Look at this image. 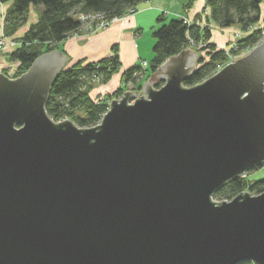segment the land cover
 Listing matches in <instances>:
<instances>
[{
    "label": "water",
    "instance_id": "1",
    "mask_svg": "<svg viewBox=\"0 0 264 264\" xmlns=\"http://www.w3.org/2000/svg\"><path fill=\"white\" fill-rule=\"evenodd\" d=\"M196 57L170 58L149 100L124 92L90 129L44 109L60 53L0 74V264H264V192L210 200L264 165V41L183 88Z\"/></svg>",
    "mask_w": 264,
    "mask_h": 264
},
{
    "label": "trees",
    "instance_id": "2",
    "mask_svg": "<svg viewBox=\"0 0 264 264\" xmlns=\"http://www.w3.org/2000/svg\"><path fill=\"white\" fill-rule=\"evenodd\" d=\"M9 1L11 7L2 27L5 38L13 39L17 31L26 25L30 7L41 10L37 22L31 24L20 39H13L17 41V45L12 46L14 48L8 54L11 62L19 64L20 71H16L19 77L39 57L50 51L54 52L71 33L78 32L80 23L77 15L80 13L87 15L90 12H102L108 18L120 17L143 0H0V4ZM193 1L189 0L185 9L190 7ZM263 2L264 0H206L209 11L207 19L214 25L222 29L238 25L242 32L247 33V36L237 40V49L231 53L246 51L263 42L264 28L257 26L261 20ZM157 21L161 26L152 32V59L147 68L150 74H155L170 58L185 51L190 47V42L201 46L203 55L198 59V67L190 77L182 81L183 87L193 88L202 84L211 78L216 65L224 66L229 62L230 58L219 47L209 43L211 31L208 27L200 28L193 26L194 24L190 26L183 18L165 22L163 14L158 16ZM254 26L257 29L251 31ZM199 42L201 43L198 44ZM197 48L196 50L202 53ZM119 67V58L115 55L96 63L79 62L69 68H63L51 85L46 99L45 111L49 118L53 121L66 118L75 121L83 129L96 126L106 112L107 102L99 103L92 98V86L89 85L96 78L106 84L112 75L119 71ZM144 74L145 70L141 67H131L123 73L122 83L124 86L137 85L139 76ZM114 94L120 97L121 90L118 89ZM247 192L254 195L263 193L264 180L251 183L247 179L233 178L222 185L216 194L222 199L231 200ZM235 264L253 263L242 260Z\"/></svg>",
    "mask_w": 264,
    "mask_h": 264
},
{
    "label": "crops",
    "instance_id": "3",
    "mask_svg": "<svg viewBox=\"0 0 264 264\" xmlns=\"http://www.w3.org/2000/svg\"><path fill=\"white\" fill-rule=\"evenodd\" d=\"M188 2L189 0H143L136 6L135 14L126 21L117 22L108 30L61 42V50L59 52H62L67 57L65 60L67 63L66 68L79 62L82 64L96 63L107 56L117 55L120 62L119 73L113 74L109 82L99 86L102 89L111 84L108 88H115L114 90H116L121 85L122 75L126 70L138 66L142 60L147 63L151 61L152 46L154 44L152 32L161 25L157 21L159 15H164L165 22L169 21V19H179L181 17L192 20L206 6L205 0H197L186 10L185 6ZM10 7L11 2L5 3L1 12L5 13ZM39 15V9L30 7L26 26L18 30L13 39H20L27 31L29 25L37 22ZM1 23L2 17H0V26ZM257 26L258 28H264V25ZM210 27L212 29L209 43L212 44L214 42L213 34H219V36H223V39L220 43L216 42L221 46L231 42L232 31L241 32L236 27L225 29L216 25H211ZM221 33L223 35H220ZM218 44L216 46L219 47ZM16 65L18 66L19 64L14 62V66ZM4 66H8L5 65V61L1 63L0 70L6 68ZM186 67L187 65L183 66V69H186Z\"/></svg>",
    "mask_w": 264,
    "mask_h": 264
},
{
    "label": "rangeland",
    "instance_id": "4",
    "mask_svg": "<svg viewBox=\"0 0 264 264\" xmlns=\"http://www.w3.org/2000/svg\"><path fill=\"white\" fill-rule=\"evenodd\" d=\"M195 1H197V0H194L193 2H195ZM192 2V3H193ZM0 12H1V9H0ZM135 12H136V7L135 8H130V9H128V12H126V14H123L121 17H120V19L121 20H119V21H117V20H115V22H120V21H126L127 19H129L133 14H135ZM170 20V19H169ZM195 20V19H194ZM168 21V20H167ZM257 25H264V2L261 4V20H260V22L257 24ZM26 26V25H25ZM25 26H23V27H25ZM30 26V25H29ZM161 26V25H160ZM159 26V27H160ZM191 26V25H190ZM236 28H238L239 29V27H237L238 25H234ZM2 27H3V24L1 23V26H0V36H1V34H2ZM199 27H200V25H199ZM264 27V26H263ZM20 30V29H19ZM98 31H100L99 29H96V30H90V29H88L87 31H86V33L87 34H93V33H95V32H98ZM220 35H223L222 33L220 34ZM232 40L231 41H234L238 36H240V32L239 31H237V30H235V31H232ZM87 36V35H86ZM213 36V39H214V42L212 43V45H214V46H216V44H218V42L220 43L221 42V39H222V37L223 36H219V34H213L212 35ZM4 37V36H3ZM221 37V38H220ZM74 38H78V37H74ZM73 38V39H74ZM8 38H6V40H7ZM0 40H1V38H0ZM216 41H218V42H216ZM263 41H264V38H263ZM9 42V41H8ZM11 42H12V40H11ZM190 47H188L186 50H190V51H197L196 50V48H197V44L196 43H194V42H190ZM228 44V43H227ZM227 44H225L224 46L226 47L227 46ZM7 45H9L10 47L9 48H6V49H0V65H1V63H3L4 61H5V65H8L7 67L6 66H4V67H6V68H4L3 70H0V74H2L3 76H5L8 80H14L15 78H19L17 75H18V72H16V71H18V66L16 65V66H14V62H11L10 60H9V57H8V54L9 53H11V49L12 48H14V47H12L10 44H7ZM17 45V44H16ZM219 45V44H218ZM219 47H221L222 48V46L221 45H219ZM58 48V51H60L61 50V48H60V44H59V47H57ZM185 50V51H186ZM249 51V50H248ZM53 51H50L49 53H47V54H50V53H52ZM202 52V55H203V51H201ZM244 54H242V55H246V54H248L247 53V51L246 52H243ZM111 57V56H110ZM109 56H107V57H105V59L107 58H110ZM4 58V59H3ZM103 59V58H102ZM102 59H100V60H102ZM99 60V61H100ZM170 60V59H169ZM168 60V61H169ZM167 61V62H168ZM233 60L232 59H229V62H227V64H231V62H232ZM140 62H146L145 60H142V61H140ZM166 62V63H167ZM8 63V64H7ZM95 63V62H94ZM165 64V63H164ZM163 64V65H164ZM195 64H196V61H195ZM30 69V68H29ZM29 69L26 71V72H24V74L25 73H27L28 71H29ZM19 71H20V69H19ZM160 72H162L161 71V69H158V71L155 73V74H150L149 72H147V69H145V74L143 75V76H139V82H138V84L137 85H130V84H128V85H125V86H128L127 88H126V91L127 92H135V95L136 96H138V94H140V93H142V90H143V87H144V84L146 83V82H148L149 84H151V81L152 80H156V82L155 83H153V84H158V83H161L162 82V79L163 78H157L156 77V75L157 74H160ZM20 73V72H19ZM117 73H119V71L117 72ZM117 73H115V74H117ZM22 75V74H21ZM137 79V80H138ZM141 80V81H140ZM263 84V83H262ZM101 85H103V83L102 82H98V81H96V82H92V83H90V85L89 86H92V90H90V91H92L91 92V97L92 98H94V99H96V101L97 102H108V103H110V102H112L113 100H116V101H120L121 99H123V97L122 96H120V98L119 97H116L115 96V92H116V90H114L115 88H108L110 85H108V86H105L104 88H100L99 86H101ZM106 87H107V89H106ZM263 90L262 91H264V85H263ZM87 89V88H86ZM104 90V91H103ZM136 96H135V98H133L132 99V102H134L135 103V100L137 99L136 98ZM44 109H45V107H44ZM110 111V110H109ZM109 111H106V112H109ZM47 114V113H46ZM104 116V115H103ZM103 116L101 117V119H103ZM55 122V121H54ZM93 128V127H92ZM88 129H90V128H88ZM248 180L251 182V183H254V182H257V181H260V180H264V165L263 166H260V167H255V168H253V169H250V171H249V174H248ZM217 191V190H216ZM216 191H215V197L214 196H211L210 197V200H211V202H221V198L222 197H220V196H217V194H216ZM252 196H256V195H252ZM234 199V198H233ZM233 199H231V200H225V203H229L230 201H232Z\"/></svg>",
    "mask_w": 264,
    "mask_h": 264
},
{
    "label": "bare ground",
    "instance_id": "5",
    "mask_svg": "<svg viewBox=\"0 0 264 264\" xmlns=\"http://www.w3.org/2000/svg\"><path fill=\"white\" fill-rule=\"evenodd\" d=\"M9 2H11V1H9ZM205 3H206V0H205ZM5 4V3H4ZM4 4H0V9H2V6L4 5ZM187 5V4H186ZM34 8V7H33ZM35 9H39V13H41V10H40V8H35ZM189 9V7L186 9V10H188ZM185 10V11H186ZM8 11V10H7ZM7 11L5 12V13H0V17H2V24H3V21H4V19H5V16H6V14H7ZM197 16L194 18V19H196V21H198V23H195L193 26H199L200 25V28H205V27H208V29L211 31V25H214L210 20H208L207 18H209V11H208V8L206 7V6H204L203 7V10H201V12H199L198 14H196ZM83 13H80L79 15H77V18H78V21H79V23H80V25H79V29H78V32H73V33H71L69 36H68V38L67 39H73L74 37H83V36H86V35H90V34H87L84 30H83V27H84V19H83ZM87 16L88 17H92V20L96 23V24H99V25H103V26H101V28H99V30L100 31H104V30H108L113 24H115V23H117V22H115V20H117V21H119V20H121L120 19V17H113V18H108L107 16H106V14L105 13H102V12H90V13H88L87 14ZM181 18H183L184 20H188V18H186V17H181ZM192 26V25H191ZM243 30H241V32H240V36H238L234 41H231V42H229L228 44H227V46L225 47V46H222V48L221 47H219L220 48V50H222L230 59H232L233 61L231 62V63H236V61L237 60H240V59H242V58H244V57H246V56H248L250 53H251V51L252 50H254V48L255 47H257L259 44H257L256 46H254V47H252V48H250V49H248V50H246L247 51V53L248 54H246V55H242V54H244L243 52H246V51H243V52H240V53H236V51L235 52H233V53H231L232 51H234V50H236L237 49V45H238V43H237V40L238 39H242L244 36H247V33H245V32H242ZM66 39V40H67ZM223 39V38H222ZM221 39V40H222ZM11 38H8L7 39V41H9V42H7L6 44H11V43H13V46H14V44H16V42L17 41H15V40H12V42H11ZM201 42H199L198 44H200ZM262 43V42H261ZM10 46L8 45V47L7 48H9ZM15 47V46H14ZM198 48V50H200L201 51V49H202V47L201 46H197ZM218 47V46H217ZM56 52H58V53H60L59 51H58V49H56L55 50ZM197 57H196V59H195V61H196V64H195V66H194V68H196V67H198L197 66V62H198V59L202 56V53H199L198 51H192ZM62 56H64V57H66L62 52L60 53ZM175 57H177V56H175ZM66 59H67V57H66ZM146 67L145 68H143L142 66H143V63L142 62H140L139 63V65H138V67H141V69L142 70H145V69H147L148 68V64L149 63H147L146 62ZM226 66H228V64L227 65H216V67H215V70L213 71V73H212V75H211V77H213V76H215L216 74H218L222 69H224ZM67 67V63L64 61L63 62V67L62 68H66ZM188 67H186V69H187ZM195 70V69H194ZM193 72H191L190 74H189V77H190V75L192 74ZM22 75H24V74H22ZM22 75H20L19 77H21ZM189 77H187L186 79H188ZM57 78V77H56ZM112 78V77H111ZM17 78H15V80H16ZM184 79V78H183ZM185 79V80H186ZM210 79V78H209ZM56 80V79H55ZM54 80V81H55ZM111 80V79H110ZM109 80V81H110ZM96 81H98L99 83L100 82H102L99 78H96V80H95V82ZM182 81H184V80H182ZM167 83V79L166 80H164V79H162V82L161 83H159V84H150L151 85V89L152 90H154V91H159L165 84ZM160 84H161V86H160ZM263 85H264V82H263ZM128 86H124L123 85V83H122V80H121V85L116 89V91L119 89V90H121V96L124 98L126 95H125V93L124 92H127L126 91V88H127ZM181 87H183V85H182V82H181ZM183 88H185V87H183ZM48 94H49V91H48V93H47V97H48ZM136 96V95H135ZM135 96L134 97H130V98H127V100H126V105H134L135 103L134 102H132V99L133 98H135ZM143 97V99H145V100H149V97H147L148 96V93H144V92H142V93H140V94H138V96H136V98L137 99H141L140 97ZM47 99V98H46ZM45 103H46V101H45ZM120 103V101H117V104H119ZM110 107V106H109ZM106 110H107V107H106ZM107 114V113H106ZM106 114H104V115H106ZM104 117V116H103ZM51 119V118H50ZM52 120V119H51ZM53 121V120H52ZM68 121H70L72 124H73V127H75L76 129H83V128H81V127H79V125H78V123H76L75 121H72V120H68ZM54 123V122H53ZM101 123H102V119H100L99 120V122L97 123L98 125H101ZM55 124V123H54ZM97 126V125H96ZM96 126H94V127H96ZM93 127V128H94ZM249 171H250V169L249 170H246V171H244L243 173H241V174H239L238 176H236L235 178H241V179H247L248 180V174H249ZM218 190V189H217ZM215 193V192H214ZM214 193H212L211 195H210V197L211 196H214L215 197V194ZM248 193V195L249 196H252V194L251 193H249V192H247ZM262 194V193H261ZM257 195H260V194H257ZM256 195V196H257ZM226 199H222L221 198V202H223V201H225ZM221 202H219V203H221ZM214 205H218V204H214ZM253 263V262H252ZM254 264V263H253Z\"/></svg>",
    "mask_w": 264,
    "mask_h": 264
},
{
    "label": "built area",
    "instance_id": "6",
    "mask_svg": "<svg viewBox=\"0 0 264 264\" xmlns=\"http://www.w3.org/2000/svg\"><path fill=\"white\" fill-rule=\"evenodd\" d=\"M83 17V19H84V27H83V30L86 32L88 29H90V30H96V29H99V28H101V26H103V25H99V24H96L93 20H92V17L90 18V17H88L87 15H83L82 16ZM185 23H187V24H189V25H192V24H195V23H198V21H196V20H194V19H192V20H185ZM199 24V23H198ZM255 29H257V27L256 26H254V27H252L251 28V31H253V30H255ZM0 38H1V40H0V49H6L7 47H8V45L6 44L8 41L6 40V38L5 37H3V34H1V36H0ZM11 46H13V43H11L10 44ZM15 45V44H14ZM143 63V68H145L146 67V62H142ZM96 80V79H95ZM95 80H93V82H95ZM120 98V97H119ZM116 101V100H115ZM110 104H111V102L110 103H106V107H107V110L106 111H109L110 110ZM107 112H105V114H106ZM64 120H68V119H66V118H64V119H61V120H58V121H53L55 124H57V123H61V122H63ZM97 126H98V124H97ZM241 195H244V193H242ZM253 195V194H252ZM215 202V201H214ZM219 202H216L215 204H218Z\"/></svg>",
    "mask_w": 264,
    "mask_h": 264
}]
</instances>
